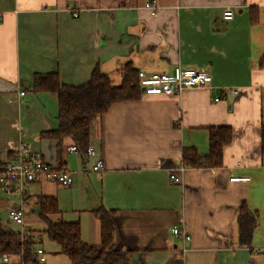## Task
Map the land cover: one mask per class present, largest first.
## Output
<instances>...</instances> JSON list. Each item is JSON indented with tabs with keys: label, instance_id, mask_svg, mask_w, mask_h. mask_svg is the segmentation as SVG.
Segmentation results:
<instances>
[{
	"label": "crops",
	"instance_id": "obj_1",
	"mask_svg": "<svg viewBox=\"0 0 264 264\" xmlns=\"http://www.w3.org/2000/svg\"><path fill=\"white\" fill-rule=\"evenodd\" d=\"M148 1L0 0V168L23 142L73 179L70 187L34 181L22 200L0 193V224L20 232L8 214L22 202L36 264H72L45 233L42 199L56 204L47 221L78 224L92 247L101 244L94 212L106 211L130 264H264V0H156L155 15ZM126 65L164 74L205 68L211 88L113 104L90 124L94 157L67 153L68 139L40 138L57 127L58 103L31 91L34 75L56 73L61 85L80 87L98 68L118 86ZM213 127L232 130L222 167L183 168V150L208 154ZM97 159L101 175L91 171ZM242 203L259 217L249 248L236 243ZM173 227L189 239L173 236Z\"/></svg>",
	"mask_w": 264,
	"mask_h": 264
},
{
	"label": "trees",
	"instance_id": "obj_2",
	"mask_svg": "<svg viewBox=\"0 0 264 264\" xmlns=\"http://www.w3.org/2000/svg\"><path fill=\"white\" fill-rule=\"evenodd\" d=\"M257 11L250 12L251 23L256 20ZM264 67V56L259 61ZM138 70L126 65L120 85H112L109 78L95 68L87 84L80 87H67L60 84L58 75L36 74L33 77L31 91L33 93H49L57 97V127L43 132L41 139L53 140L61 145L66 139L73 146L85 151L89 145L91 122L104 115L111 106L118 102L136 101L142 96L137 80ZM262 151L264 153V128L261 130ZM232 139V130L228 127L209 129V151L206 156H199L193 149L183 150L182 167L186 169H218L223 165V149ZM11 158V157H10ZM58 170H64L58 167ZM71 174V173H70ZM40 218L46 223L48 239L56 243L61 253L72 264H130L132 253L116 249V230L110 215L103 209L94 212L101 226V244L89 246L80 238V228L76 223L59 224L47 221L46 214L56 211L54 201H39ZM259 217L250 212L242 203L236 220V243L239 248H249ZM20 232H14L0 224V257L4 254L22 256L19 264H36L31 245L25 238L21 244Z\"/></svg>",
	"mask_w": 264,
	"mask_h": 264
},
{
	"label": "built area",
	"instance_id": "obj_3",
	"mask_svg": "<svg viewBox=\"0 0 264 264\" xmlns=\"http://www.w3.org/2000/svg\"><path fill=\"white\" fill-rule=\"evenodd\" d=\"M146 8L151 11L152 15L156 14V0H149ZM76 16V15H75ZM233 12L228 9L223 15L222 19L226 22L231 21ZM137 80L142 95L149 96H176L185 90L193 88H211L212 78L205 68L182 69L175 67L171 74L164 73H147L145 71H138ZM231 98L238 95L239 91L233 88H225ZM20 96L24 92H20ZM220 98H214V102H219ZM67 153L78 155L80 150L76 146H70L66 149ZM83 156L86 158L94 157L95 151L88 146L83 151ZM91 171L101 175L105 171L104 162L97 159ZM37 179H43L47 182L58 184L63 187H70L73 183L72 175L66 170H58L47 165L39 153L31 151L27 144L21 142L12 157L0 169V193L9 196H16L23 199L26 195L28 185ZM249 178L233 177L229 179L231 183L248 182ZM177 182L178 180L175 179ZM24 212L22 209V202L20 206L9 211V220L20 227V239L25 241L24 231ZM173 236L181 237L183 240H188L179 229L173 227L170 229ZM41 251H39V254ZM10 257L3 255L0 257V264H7Z\"/></svg>",
	"mask_w": 264,
	"mask_h": 264
},
{
	"label": "rangeland",
	"instance_id": "obj_4",
	"mask_svg": "<svg viewBox=\"0 0 264 264\" xmlns=\"http://www.w3.org/2000/svg\"><path fill=\"white\" fill-rule=\"evenodd\" d=\"M234 89V88H233ZM238 90V89H237ZM239 91V90H238ZM239 94H240V92L238 93V95L236 96V97H238L239 96ZM236 97H234V98H236ZM21 242V244H23V242L22 241H20ZM4 255H7V254H4ZM3 256V255H2ZM9 257H12V255L10 256V255H8ZM15 257V256H14ZM21 257L22 256H17V258H18V260H21Z\"/></svg>",
	"mask_w": 264,
	"mask_h": 264
},
{
	"label": "bare ground",
	"instance_id": "obj_5",
	"mask_svg": "<svg viewBox=\"0 0 264 264\" xmlns=\"http://www.w3.org/2000/svg\"><path fill=\"white\" fill-rule=\"evenodd\" d=\"M3 166H4V165H3ZM3 166H2V167H3ZM2 167H1V168H2ZM1 168H0V169H1ZM37 180H39V179H37ZM37 180H35V181H37ZM57 185H58V184H57ZM60 186H61V185H60ZM3 195H4V194H3ZM20 200H21V199H20ZM23 212H24V211H23ZM23 217H25V216L23 215ZM11 223H12V222H11ZM13 224H14V222H13ZM18 227H19V226H18ZM19 228H20V227H19ZM24 231H25V233H26V229H25V227H24ZM25 238H26V235H25Z\"/></svg>",
	"mask_w": 264,
	"mask_h": 264
}]
</instances>
